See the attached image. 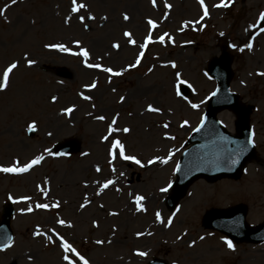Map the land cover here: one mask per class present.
<instances>
[{
    "label": "rangeland",
    "instance_id": "1",
    "mask_svg": "<svg viewBox=\"0 0 264 264\" xmlns=\"http://www.w3.org/2000/svg\"><path fill=\"white\" fill-rule=\"evenodd\" d=\"M78 2L87 5V10H81L80 15L91 13L96 18L85 20L89 25L87 30L70 13V0H18L15 5H11L10 0H0V7L10 5L0 17V73L12 60L19 62L11 75L9 88L0 92V165L7 166L13 158L26 162L35 155H45L44 161L26 175L0 173V211L9 195L17 200L21 195H30L29 203L32 204L60 203L58 209L34 210L32 213H22L27 203H14L13 244L0 251V264H66L58 242L49 244L45 237L32 235L37 226L46 236L49 235L48 228L55 229L89 264H145L156 256L164 257L170 264H264V243L234 245L233 251L227 248L221 234L200 227V215L206 207L236 202L247 204L251 223L262 218L264 180L260 163L252 161L248 164L245 174L237 181L195 184L173 216L162 210L163 195L157 194L159 187L172 178L171 172L165 173L171 168L154 166L153 171L159 169L156 172L159 175H151L148 169L131 165L132 171L141 174L139 179L134 180L133 185L121 183L119 170L126 168H119L118 159L109 166L106 154L109 142L100 141L107 124L118 112L117 126H128L131 132L127 135L117 133L113 138L121 135L129 140L142 163L157 154L168 157L165 147L161 153L157 152L160 146L167 145L172 152L173 164L181 151L183 138L195 122V114L202 112L207 95L215 87V81L205 74L206 62L222 48H228L234 54L232 88L254 103L253 117H263L264 76L257 73L264 72V34L253 36L251 50L239 49L250 41L252 33L249 30L256 28L247 27L264 11V0H233L227 8L213 7L220 0H204L209 15L200 24L195 23L203 14L197 0H156L155 8L150 0ZM165 3L172 7L164 8ZM122 14L129 15L130 19L124 21ZM65 15L71 17L68 25L63 23ZM101 17H107V20ZM148 19L154 20L157 28L152 29L153 42L146 46L140 65L122 76L112 77L111 83H108V74L83 67L82 57L43 47L45 43H65L71 51H78L72 41L80 40L81 46L90 52L89 62H96V57H101L99 62L103 66L119 70L135 61L140 52L138 46L149 32ZM125 30L132 33L135 46L129 45L123 37ZM165 32L172 37V42L165 38L164 44H160L158 37ZM112 43H119V50L112 49ZM25 53L36 60L31 68L23 62ZM170 61L175 62L176 68L170 66ZM63 66L72 72L70 79L56 76L55 71ZM149 68L151 72H148ZM176 72L191 84L187 101L199 104L198 109H192L187 101L175 95ZM93 80L97 87L89 92L84 86ZM78 93L91 96V100H82ZM53 95L58 98L56 103L51 102ZM121 95L125 96V102L120 104ZM149 103L161 111L146 112ZM69 106H73L74 111L63 114L62 109ZM96 115H104L106 119L97 121L93 119ZM227 115V111L220 114L224 118ZM184 120L188 121L187 126L180 127ZM32 121L36 122V130L33 137H29L27 125ZM162 123L169 127L163 129ZM260 130L264 136V127ZM165 133L174 139H165ZM67 136L81 139L82 149L78 154L53 159L44 153V149L49 150L55 141ZM260 139L264 140V137ZM97 145L104 152L100 175L95 171L97 165L92 163L97 159L81 155L88 150L91 156L95 155ZM258 154L264 159V151L259 147ZM45 179L47 185H44ZM107 179L115 183L98 197L95 183L101 184ZM36 185L49 189L47 197ZM132 191L146 197L142 201L146 211H136L135 195L128 198ZM85 196L90 203L80 209ZM156 211L161 214L160 223L155 220ZM110 212L117 215H109ZM169 216L173 217L172 223L165 227ZM57 218L71 223L72 227L56 224ZM93 220L97 227H93ZM137 233L143 235L137 236ZM97 239L104 243L95 244ZM136 251L147 255L137 256Z\"/></svg>",
    "mask_w": 264,
    "mask_h": 264
},
{
    "label": "snow or ice",
    "instance_id": "2",
    "mask_svg": "<svg viewBox=\"0 0 264 264\" xmlns=\"http://www.w3.org/2000/svg\"><path fill=\"white\" fill-rule=\"evenodd\" d=\"M17 2H18V0H10L11 5H15ZM150 2L152 4V6L155 8L156 7V0H150ZM232 2H233V0H220V2L217 4H214L213 7H215V8H221V7L227 8V7H229V5ZM197 3L200 5V8L202 9L203 14L200 16V19L197 20L195 23L200 24V21L204 20L205 17H207L209 15V13H208L207 7L205 6L204 0H197ZM9 6H10L9 4H5L3 7H0V17H3L5 15V10L7 8H9ZM171 7L172 6L168 3L164 4V8H166V9H170ZM81 10H85V11L87 10V5L85 3L78 2V0H70V13L75 15L77 17V19L79 20V23L84 26L85 30H87L89 28V25L85 23V20L94 21L96 18L91 13H88L86 16L80 15ZM165 15H167V13ZM70 18L71 17L69 15H65V17L63 18V23L65 25H68L70 22ZM101 19L107 20V17H101ZM122 19L124 21H128L130 19V17L127 14H122ZM260 21H264V11H261L259 13V18L257 20V23H260ZM33 23H35V21H33ZM186 23H188V22H186ZM147 25L149 26V32H148V35H146L143 38V43L139 44V46H138L140 49V52L135 56V61L133 63L128 64L126 67L119 69V70H115L113 67L103 66L99 62L101 57H96V62H89V60L91 58L90 52L88 49L81 46L80 40H73L72 41V43L76 46L78 51H71L70 48L65 45V43H45L43 45V47L45 49L57 50L60 52L69 53L70 55H73V56L82 57L83 58L82 59L83 67H85L87 69H98L99 71H102L103 73L108 74V76H109L108 83H111L112 77L122 76L125 72L129 71L130 69H134L140 65L146 46L153 42L152 34H151L152 29L157 28V23L152 19L147 20ZM255 27H256V24L249 25V28H255ZM181 30H183V26L181 27ZM260 32L264 33V27L260 28ZM122 35L124 38H126L127 43L129 45H133V46L136 45V41L133 39L131 32L125 30V31H123ZM221 35H223V33H221ZM165 38H167L169 42H172V37L169 36V34L166 32L158 37V42L160 44H164ZM232 46L235 47V45H232ZM110 47L114 50H119L120 45H119V43H112L110 45ZM244 48L251 50V48H252L251 41H249L247 44L244 45L243 48H241L239 50L243 51ZM105 55H107V54H105ZM23 62L25 63L26 67H28V68H31L33 65L36 64V60L29 58L27 53L24 54ZM18 64H19L18 61L12 60L2 69V73H0V92H4L9 88L10 83H11V75L14 73V70H16L18 68ZM169 64L173 69L176 68L175 62L170 61ZM151 71H152V69L149 68L148 72H151ZM257 75L264 76V72H258ZM186 84L189 88L192 87L191 84H188L185 79L181 78L180 72H176L175 73V84L173 85V89H174L175 95L177 97H180L181 99H183L185 101H187V97L183 96V94L180 90V86L186 85ZM84 87L90 92L97 87V82L95 80H93L91 84H86ZM112 91L115 92V88H113ZM78 95L84 101H90L91 100V96H89V95H85L83 93H78ZM211 95L215 96L216 92L211 93ZM57 99H58L57 96L53 95L51 97V102L56 103ZM124 102H125V96L121 95L119 97L118 103H124ZM187 102L189 103V105L192 109H198L199 108V104L191 103V101H187ZM201 103H203V101H201ZM93 107H95V105H93ZM73 111H74L73 106L65 107L64 109H62V112L65 115L71 114ZM145 111L148 113H159L161 111V109L158 106H153V104L149 103L147 105ZM129 115L131 116V113H129ZM118 117H119L118 112L112 116L110 122L107 124V129H106L105 134H103L100 137L101 143L109 142V147L107 149L109 166L112 165L114 160L119 159L122 161H129V162H131V163H133V164H135L141 168L145 167V164L142 163L141 159H139L136 155L127 153L126 145L124 142H122L121 139L113 138L117 133H122L124 135H127L131 132V129L128 126H124V127H118L117 126ZM93 119H95L97 121H104L106 118L104 115H96L93 117ZM187 124H188V121L184 120L181 122L180 127H186ZM203 124H204V117H201L200 118V125L197 126L196 128H193L192 130L194 132L200 131ZM168 127H169V125L167 123L163 124V128L167 129ZM35 130H36V122L32 121L31 123H29L27 125V131L34 132ZM48 135L51 136L52 133L49 132ZM165 139H174V137L168 136L167 133H165ZM247 143L248 144L252 143L251 136L249 137V140ZM244 151H246V147H240L238 152H237V156L241 155ZM44 153H46L48 156L66 155L65 153H55L54 154L50 150H48L47 148L44 149ZM81 155L87 156L88 153L82 152ZM171 156H172V152L169 150L168 157L170 158ZM44 159H45L44 154L35 155L32 158L28 159L26 162H22L18 158H13L7 166L0 165V173L10 174V175L27 174L34 167L40 165L42 163V161H44ZM155 163L166 164L167 158L162 159L160 156H154L153 158L147 160V165H153ZM231 163L236 164L237 159H232ZM178 169H179V165H177V170ZM95 171L97 173L101 172V168L99 167V165H97L95 167ZM112 171L115 172V168H112ZM120 175H123V173H121ZM114 183L115 182L112 179H107L102 184H99V191L96 192V195L99 196L103 190L108 189L109 186L113 185ZM47 184H48V180L45 179L44 185H47ZM171 187H172V184H171V182H169L166 186L160 187L159 192L160 193H166L169 191V189ZM36 188L43 196L47 197L48 191H49V189L47 187H42L41 185H36ZM116 191L119 192L120 189H116ZM8 199L12 200L13 203H21V202L27 203L28 206L25 209L21 210L22 213L23 212L32 213L34 210H45V211H47L49 209H58L60 207L59 201L52 202L50 204L49 203H39V202H37L35 204L29 203L32 200V197L30 195H21L18 198V200L14 199L12 195H9ZM144 199H145V197L143 195H140V194H137L134 197V203H135L137 212H144L147 210L142 204V201H144ZM88 203H90V201L88 200L87 196H85L84 202L79 205L80 209H84ZM101 207H103V206L101 205ZM177 211H179V209H177ZM109 215L115 216V215H117V213L116 212H110ZM174 215H175V213H173V216ZM172 218H173L172 216L168 217L167 223L165 224V227H168L172 223ZM155 220L158 223L162 222L161 221V214L159 211L155 212ZM56 224L63 226V227H68V228L72 227L71 223H66V221L64 219H61V218L56 219ZM92 225H93V227L98 226L97 222L95 220L92 221ZM113 231H115V228L113 229ZM47 233H49V235L46 236L45 232L41 231L39 226H37L35 231H33L32 235L34 237L35 236L45 237L47 240V243H49V244L58 242L59 247L62 249V251L64 253V255H62V259L66 262V264H89V261L87 259H85V257L77 250V248H75L72 245V243L68 242L64 238V236H62L58 232H56L55 229L48 228ZM150 234L151 233H149V235ZM136 235L141 236V235H143V233H137ZM177 239H180V237H177ZM200 239H203V237H200ZM223 239H224V243L227 246V248L229 250L234 251V245H233L232 241L229 239H226V238H223ZM94 243L97 245H101L104 243V241L101 239H97L94 241ZM194 243H195V241L192 242V244H194ZM12 244H13L12 238L5 234L4 235V243L2 244V246H0V251H3L4 249L11 247ZM192 244H190L189 247H191ZM134 254L137 256H140V257H144L147 255V253H145L143 251H136ZM29 260H31V257H29Z\"/></svg>",
    "mask_w": 264,
    "mask_h": 264
},
{
    "label": "water",
    "instance_id": "3",
    "mask_svg": "<svg viewBox=\"0 0 264 264\" xmlns=\"http://www.w3.org/2000/svg\"><path fill=\"white\" fill-rule=\"evenodd\" d=\"M210 72L218 80V89L216 90V95L211 96L203 126L200 131L194 133L192 136L193 144L187 149L181 159L182 167L180 165L181 169L178 171V179L174 184L171 199L180 197L189 181L196 176L237 175L245 160L253 155V151L247 143L250 131L245 120L246 111L237 103L235 96L228 91L230 70L229 60L225 54L222 58L210 64ZM222 107L234 109L239 116V136L236 138L224 133L215 121V113ZM76 145L71 140H66L60 144V146H66L68 151L74 150ZM240 147H246V151L237 156ZM232 159H237V163L232 164ZM192 164H194L197 174L191 178L189 177L190 179L183 177L185 171ZM232 209L227 211H212L208 213L206 219L209 220L211 218V222H215L212 219H221L226 215L233 214L235 211L231 212ZM11 212V207L9 205L6 206L0 221V246L4 243L5 234L12 238L9 231ZM244 237L254 241L264 240V223L254 229H246Z\"/></svg>",
    "mask_w": 264,
    "mask_h": 264
}]
</instances>
